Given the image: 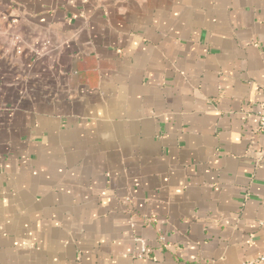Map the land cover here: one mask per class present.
I'll list each match as a JSON object with an SVG mask.
<instances>
[{
  "label": "crops",
  "instance_id": "crops-1",
  "mask_svg": "<svg viewBox=\"0 0 264 264\" xmlns=\"http://www.w3.org/2000/svg\"><path fill=\"white\" fill-rule=\"evenodd\" d=\"M263 102L264 0H0V264H264Z\"/></svg>",
  "mask_w": 264,
  "mask_h": 264
},
{
  "label": "built area",
  "instance_id": "built-area-1",
  "mask_svg": "<svg viewBox=\"0 0 264 264\" xmlns=\"http://www.w3.org/2000/svg\"><path fill=\"white\" fill-rule=\"evenodd\" d=\"M259 114L261 116V123L264 127V102L260 105ZM138 241L141 243L142 249L144 250V241L142 239H138Z\"/></svg>",
  "mask_w": 264,
  "mask_h": 264
}]
</instances>
